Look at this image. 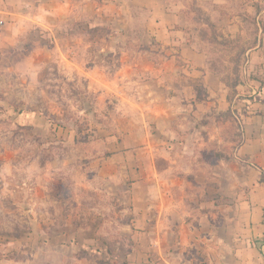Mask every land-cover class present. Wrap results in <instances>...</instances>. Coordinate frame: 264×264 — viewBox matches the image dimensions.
<instances>
[{"label": "crops", "instance_id": "obj_1", "mask_svg": "<svg viewBox=\"0 0 264 264\" xmlns=\"http://www.w3.org/2000/svg\"><path fill=\"white\" fill-rule=\"evenodd\" d=\"M197 1L213 24L229 26L231 40L241 33L255 41L245 53L247 78L235 87L237 99L248 91L250 100L233 106L206 51L188 41L184 0H0L5 42L39 30L76 47L49 55L83 76L103 109L110 101L114 108L121 136L89 156L84 186L128 201L131 251L111 257L102 242L100 263L70 262L264 264V0ZM234 109L240 119H227ZM232 120L241 127L239 145ZM14 245L1 242L0 253Z\"/></svg>", "mask_w": 264, "mask_h": 264}, {"label": "rangeland", "instance_id": "obj_2", "mask_svg": "<svg viewBox=\"0 0 264 264\" xmlns=\"http://www.w3.org/2000/svg\"><path fill=\"white\" fill-rule=\"evenodd\" d=\"M184 1L188 41L206 51L233 106L250 100L248 91L237 99L235 87L247 78L245 53L255 41L246 42L241 33L231 40L228 25L213 24L197 0ZM249 27L257 34L256 23ZM241 32H248L245 24ZM57 41V36L39 30L13 43L0 36V243L15 244L0 258L20 257L29 264H60L65 259L76 264L70 258L81 257L100 263L105 257L102 242L111 257L123 251L127 255L132 243L128 201H118L113 189L108 195L84 186L87 164L93 161L89 156H96L116 134L117 123L111 116L112 101L103 109L85 78L64 72L60 58L49 55L59 46L76 50ZM199 88L202 93L203 85ZM239 114L234 109L226 117L240 119ZM237 124L232 137L239 145ZM46 182L48 191L39 186Z\"/></svg>", "mask_w": 264, "mask_h": 264}]
</instances>
